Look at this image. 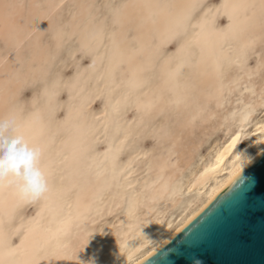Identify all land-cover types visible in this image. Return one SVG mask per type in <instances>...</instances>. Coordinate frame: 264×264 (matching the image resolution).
Instances as JSON below:
<instances>
[{"label":"bare ground","instance_id":"bare-ground-1","mask_svg":"<svg viewBox=\"0 0 264 264\" xmlns=\"http://www.w3.org/2000/svg\"><path fill=\"white\" fill-rule=\"evenodd\" d=\"M10 114L49 191L0 185V264H140L264 153V0H0Z\"/></svg>","mask_w":264,"mask_h":264},{"label":"water","instance_id":"water-1","mask_svg":"<svg viewBox=\"0 0 264 264\" xmlns=\"http://www.w3.org/2000/svg\"><path fill=\"white\" fill-rule=\"evenodd\" d=\"M246 178V179H244ZM264 264V153L140 264Z\"/></svg>","mask_w":264,"mask_h":264},{"label":"clouds","instance_id":"clouds-1","mask_svg":"<svg viewBox=\"0 0 264 264\" xmlns=\"http://www.w3.org/2000/svg\"><path fill=\"white\" fill-rule=\"evenodd\" d=\"M42 156V148L31 142L14 115L0 117V185L12 186L25 201L43 198L49 191V182Z\"/></svg>","mask_w":264,"mask_h":264},{"label":"snow or ice","instance_id":"snow-or-ice-1","mask_svg":"<svg viewBox=\"0 0 264 264\" xmlns=\"http://www.w3.org/2000/svg\"><path fill=\"white\" fill-rule=\"evenodd\" d=\"M237 159H239V158L237 157Z\"/></svg>","mask_w":264,"mask_h":264}]
</instances>
